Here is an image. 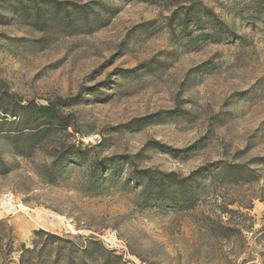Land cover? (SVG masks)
<instances>
[{"label": "rangeland", "instance_id": "obj_1", "mask_svg": "<svg viewBox=\"0 0 264 264\" xmlns=\"http://www.w3.org/2000/svg\"><path fill=\"white\" fill-rule=\"evenodd\" d=\"M68 1L0 0V264H264V0ZM15 103L67 126L20 155Z\"/></svg>", "mask_w": 264, "mask_h": 264}, {"label": "trees", "instance_id": "obj_2", "mask_svg": "<svg viewBox=\"0 0 264 264\" xmlns=\"http://www.w3.org/2000/svg\"><path fill=\"white\" fill-rule=\"evenodd\" d=\"M72 3L73 2H70L68 0H18V8L22 13H28L29 10H34L35 12H37L41 9L40 5H48L49 8L56 11L55 14H58L59 12L65 13L64 16L59 18V22L62 21L61 23L63 24H73L76 17H81V19L79 20L82 23H85L88 18L87 10L85 8L76 11V17H71L69 14H66L68 13L69 5L74 6V4ZM199 13L200 16L204 15L211 18L214 15L210 9H207L206 7H198L197 3L193 1L191 2V4L184 6L183 14L185 18H180V24L185 27L186 21H188V19L190 18H195L196 15H199ZM63 101L66 102V100ZM65 105H67V102L65 103ZM0 109L3 108L0 106ZM20 110H23L25 112H20ZM8 114L14 117V120L18 118L20 122H22L21 124L25 126L37 120L43 121L41 124L36 123L33 126H23L22 130L24 131H19L13 136L15 139H18V142L16 144V152L20 155H26L28 153V150H30L34 146L35 141H37L36 139L38 138V136L47 132L53 127L59 126L61 128H65L68 123L64 118H62V116L55 109V106L51 103L39 105H23L20 103H15L11 112ZM23 115L26 116V118H23ZM31 118L33 120H31ZM1 164L2 161L0 159V165ZM142 173L146 177L147 182H150L148 185L154 187L155 192L159 196H163L168 191L167 189L171 185H173L181 193L180 196L178 195L180 198L189 199V194L191 195V192L189 186H187L186 177H180L175 173H160L157 176H152V174L148 170H143ZM49 236L52 238H57V236L54 234H49ZM53 241L51 240V243H53ZM111 262H114L113 259L105 256L101 264H111ZM68 264L76 263L70 260ZM83 264L86 263L83 262Z\"/></svg>", "mask_w": 264, "mask_h": 264}]
</instances>
